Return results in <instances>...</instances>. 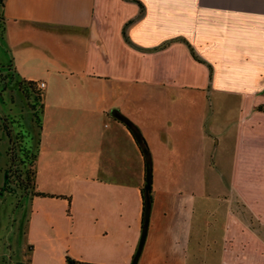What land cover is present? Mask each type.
Here are the masks:
<instances>
[{"label":"crops","instance_id":"0c3cea01","mask_svg":"<svg viewBox=\"0 0 264 264\" xmlns=\"http://www.w3.org/2000/svg\"><path fill=\"white\" fill-rule=\"evenodd\" d=\"M1 2L0 123L9 146L17 130L34 151L19 194L53 233L42 249L56 240L90 264H264V0ZM209 102L236 110L234 129L207 122ZM38 182L66 185L42 197Z\"/></svg>","mask_w":264,"mask_h":264},{"label":"rangeland","instance_id":"374dc122","mask_svg":"<svg viewBox=\"0 0 264 264\" xmlns=\"http://www.w3.org/2000/svg\"><path fill=\"white\" fill-rule=\"evenodd\" d=\"M1 34L2 21L0 19V37ZM2 59L3 54L0 53V63ZM2 64H0V83H7L11 81L12 76L5 66H1ZM208 107L209 118L207 122H216L218 128H235L234 125L237 123V118H235L236 110L230 107L228 109L218 108L217 104L214 102H209ZM24 111V126L31 135H35L36 127L32 124L31 113L25 106ZM224 114H230L232 118L229 120L223 119L222 116ZM226 120L230 121L229 125H225ZM104 124H108V122ZM12 132L15 136L14 140H16V146L15 144L13 145L15 153L14 158L16 162L17 159H19L15 167H12L14 166L13 162L11 161L10 155L7 153L9 148L7 133H9V131L0 123V264H67L65 262V257L70 258L69 252L66 248L63 250V247L58 245L56 240H54V247L43 249L40 247V240H42L43 233L46 231L51 236L53 233L50 230H46L45 226L40 224V212L37 215L34 213V217L32 216L34 207L31 205V197L33 194L29 193L28 196L19 194L20 192L25 193L31 187V181H29V185H27L24 180H26V174L32 173L31 166L33 162L31 156L34 155V151L32 147H30L27 139L20 135L22 133H17V130ZM20 150L27 153L28 157L24 158V156L18 152ZM225 169L226 172H223V175L227 180L229 168L226 166ZM7 174L11 177L12 185L9 186L11 190L4 191L3 188L6 185ZM65 185L66 184H63L62 186L58 183L48 185L44 182H38L33 190L37 192V194H42L41 191H47L59 195L58 193H60ZM230 199L234 202L232 209L235 213L241 218L250 220L251 223L255 222L247 213L241 201L235 196H230ZM255 227L259 229V234L264 235V227L258 224H256Z\"/></svg>","mask_w":264,"mask_h":264},{"label":"trees","instance_id":"16d2710c","mask_svg":"<svg viewBox=\"0 0 264 264\" xmlns=\"http://www.w3.org/2000/svg\"><path fill=\"white\" fill-rule=\"evenodd\" d=\"M1 6H2V2H1V0H0V7H1ZM0 19H1V18H0ZM18 88H19L20 92L23 94V96H24L25 98H28V97H29V94H30L31 96H33V100H34V102H35V106L37 105V102L40 100V94L36 91V89H35V84H34L33 82H21V83H19V87H18ZM33 119H34V121L37 122V115H36L35 113H34ZM7 153L10 155V158H11V159H14V157H15V153H14V149H13L12 141H10V146H9V148H8ZM19 153H21L22 156H24V158H25V157H28V156H27L28 154L25 153V152L22 151V150H20ZM31 159L34 160V156H31ZM8 173H9V172H8ZM32 177H33V173L26 174V180H24V181H25V183H27V185H29V184H28L29 181H32V180H31ZM6 180H7V181H6V185H5V187L3 188V190H4V191H9V190H11L9 186L12 185L11 177H10L9 174H7V179H6ZM36 195H38V196H42V197L45 196L44 194H36ZM65 261H66L67 264H90V263H84V262L76 261V260L70 259V258H68V257H66Z\"/></svg>","mask_w":264,"mask_h":264},{"label":"built area","instance_id":"2783aa9c","mask_svg":"<svg viewBox=\"0 0 264 264\" xmlns=\"http://www.w3.org/2000/svg\"><path fill=\"white\" fill-rule=\"evenodd\" d=\"M38 88L43 89L44 88V83H42V82L38 83Z\"/></svg>","mask_w":264,"mask_h":264}]
</instances>
